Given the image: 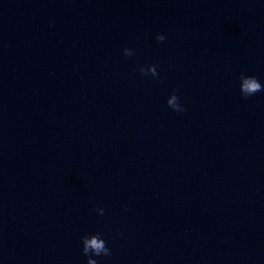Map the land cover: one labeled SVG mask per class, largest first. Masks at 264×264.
Instances as JSON below:
<instances>
[{
	"label": "water",
	"instance_id": "obj_1",
	"mask_svg": "<svg viewBox=\"0 0 264 264\" xmlns=\"http://www.w3.org/2000/svg\"><path fill=\"white\" fill-rule=\"evenodd\" d=\"M241 73L264 82L261 0H0V264H86V231L99 264H264Z\"/></svg>",
	"mask_w": 264,
	"mask_h": 264
},
{
	"label": "clouds",
	"instance_id": "obj_2",
	"mask_svg": "<svg viewBox=\"0 0 264 264\" xmlns=\"http://www.w3.org/2000/svg\"><path fill=\"white\" fill-rule=\"evenodd\" d=\"M264 3V0H261ZM167 39L165 33H156L155 40L157 42H164ZM136 55V49L133 47H124L122 49V56L128 59ZM171 67V65H169ZM133 71H138L142 78L151 76L152 79H159L160 73L158 71L157 63L141 64L135 67ZM238 88L240 95L247 99L257 92L264 91V82L257 76L251 74L241 73L239 76ZM166 105L173 112L184 113L186 106L182 102L178 90L173 91L166 98ZM99 215L105 213V209L100 207L94 209ZM122 235V233H121ZM80 247L83 255L86 257V264H99L98 258L109 257L112 254V249L108 245V241L100 231H86L80 236Z\"/></svg>",
	"mask_w": 264,
	"mask_h": 264
}]
</instances>
